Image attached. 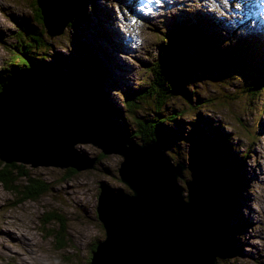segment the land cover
Wrapping results in <instances>:
<instances>
[{"label":"rangeland","instance_id":"1","mask_svg":"<svg viewBox=\"0 0 264 264\" xmlns=\"http://www.w3.org/2000/svg\"><path fill=\"white\" fill-rule=\"evenodd\" d=\"M68 1L70 4V0ZM73 1L75 0H72V3ZM188 1L183 0L178 7H186ZM196 1L198 8L200 1ZM85 2L83 15L73 17L76 23L72 21L71 24H67L73 15L72 10H69L70 12H67L59 22L55 23L53 20L48 21L49 25L46 24L49 37L46 35L44 37L50 45L45 51H40V54L43 53L46 62L53 64V70L56 72L35 66L36 68H22L14 73L10 71L13 68L11 64L16 62L12 57L14 48L12 44L22 37L24 27L36 25V16L29 0H0V75H6L4 77L7 79L0 94V116L4 114L5 107L12 104L5 101L6 97L11 95L12 89L16 92L22 81L20 95L24 97L23 91L27 97L26 87L30 90L32 85L29 84L33 83L30 82V76L33 77V73L29 74L30 70L42 71L45 80L52 83L53 87H59L56 90H67V86L57 76L55 66L59 64L58 59L62 60L60 62L63 72L67 68L66 63H70L71 67L66 72L72 79L83 71L81 67L80 70L73 68L74 60L81 61L86 70L90 68L95 70V63L103 65L105 71L98 66L95 70L97 79L93 78L94 74L89 75L91 80H98L99 86L105 92V102L111 111L104 119L99 121L97 118L96 122L103 124L104 128L113 125L118 129L116 136L120 140L126 138L127 134L130 140L141 143L138 136H133L137 124L149 122L152 118L155 120L162 118L158 126L161 134L158 138L159 146L170 156L172 162L185 163L197 156L198 142L202 143L206 138L214 142L217 138L226 140L223 147L217 150L220 156L223 153L221 166L223 170H227L228 167L233 169V166L239 165V170L235 188L232 189L225 207V215L222 217L223 225L221 222L217 223L220 227L221 241L216 264H264V87L259 91L245 90L244 84L240 83L243 77L239 76L244 70L245 74L249 73L246 75L250 79L253 76L250 73H255L253 68L258 72L256 73L258 76H264V36L257 34L260 40L257 43L238 44L233 39H224L222 31L217 26L218 32H213L204 24L203 27L208 29L206 34L202 33L206 42L183 45L187 53L184 60L194 75L192 81L187 84V95L170 94L163 99V103L158 104L156 96L146 91L142 96L143 101L136 99L135 106L128 109L127 97L131 100L134 93L137 94L149 85L151 75L146 70L144 62L150 61L156 54L161 31L164 30L155 28L154 25L157 26L159 22L157 24L149 22L148 49H141L139 45L131 51H123L124 56L118 49L119 34L113 32L112 26V21L114 24L122 22L123 14H120L119 5H122L123 1L85 0ZM73 7L74 5H71L69 8ZM183 9L185 12H180L176 16H171L169 12L165 18L172 19L180 15L187 17L184 14L192 12L187 8ZM46 12L48 17L54 14L52 7H45L43 4L42 13L45 20ZM40 24L43 25L42 22ZM146 28V25L142 27L143 30ZM183 34L184 32L180 31L178 35ZM249 40L254 41L255 38L249 37ZM20 43L24 47L28 46L29 39L23 38ZM210 48L219 56L213 62L212 71L201 72L197 57L200 56L201 60L202 53L207 50L204 53L208 58H212ZM75 50L82 52L83 55L78 57ZM14 79H23L17 82V88ZM73 91H77L76 100L70 103L61 101L59 104H63V110H67L71 119L79 123L81 118L78 113L85 112L81 106L87 103L78 90ZM138 103L141 106H138ZM17 104L15 110L18 111L22 103L19 101ZM50 111L51 109L47 110ZM17 115L18 112H15V117ZM19 120L16 121V125L24 126L28 121L21 120V117ZM106 130L108 129L105 128L104 131ZM96 137L103 136L100 133H89L85 141L74 143V148L80 156L87 159L95 157L92 167L77 170H69L71 167L64 165L73 158L79 159L77 153L71 149L70 151L59 145L57 150L53 149L55 152H40L34 147L39 153H34L36 158H31V154L21 148L23 152L20 153V157L18 156V160L25 164L28 172L45 179L48 187L35 199H22L17 202L15 198L18 194L3 188L0 183V264H94L91 262L94 260L93 244L106 238L105 227L98 218L96 209L102 188L100 183L104 182L114 189L131 192L118 173L123 156L116 150L124 141L116 142L113 139L109 146L112 150L103 153L101 147L92 141ZM42 144L43 150L52 149L51 144L50 148H47L46 143ZM123 144L129 145L128 142ZM133 146L131 144L130 149L134 150ZM2 150L4 151L3 148ZM5 152L14 156L11 149ZM53 153L56 160L49 157ZM221 166L217 170L214 169L215 176L211 175L208 168L212 182L220 179ZM182 171V177L178 176L177 180L182 186L184 198H187L184 180L191 177L193 170L186 167ZM198 181L208 190L209 185L206 181ZM193 186L198 184L194 183ZM45 209H59L58 212L64 213L66 229L63 240L56 239L45 230L51 228L49 223L44 225L39 218ZM231 228H234V233H229L228 230Z\"/></svg>","mask_w":264,"mask_h":264},{"label":"water","instance_id":"2","mask_svg":"<svg viewBox=\"0 0 264 264\" xmlns=\"http://www.w3.org/2000/svg\"><path fill=\"white\" fill-rule=\"evenodd\" d=\"M70 86L67 88H75ZM33 88L35 86H32ZM36 90L38 91L34 96L26 99L27 105L30 104L29 117L35 119L36 130L32 137L39 142L35 146L36 149L49 152L57 150L60 145L61 148H68L77 153L74 143L85 141L89 133L85 135L87 131L77 129L75 121L61 105L55 104L56 108L50 104L49 99L45 97V82ZM80 95L87 103L81 107H93L98 120H102L92 101L84 94ZM48 109L51 111L47 112ZM46 114L52 116L56 123L40 117ZM26 124L27 122L24 123ZM37 136L42 138L38 139ZM105 138L96 137L92 140L104 153L112 150L109 146L113 139L116 142L129 143L128 146L122 143L116 151L123 156L118 166L120 179L131 192L114 189L104 182L100 183L102 188L96 209L98 218L105 227L106 238L97 242L92 252L94 260L91 262L216 264L221 241L217 225L219 209L215 204L211 177L204 161L196 158L188 163L172 162L155 140L137 143L127 138L120 140L114 134H107ZM43 142L50 143L52 149L43 150ZM131 144L134 145V150L130 149ZM77 155L79 159L73 158L64 165L73 166L76 170L92 167L94 158L87 159L79 153ZM19 157L14 155L16 159ZM186 167L192 169L193 173L190 178L184 180L187 187V198H184L177 177H182V170ZM198 180L206 181L208 190L204 189ZM194 183L198 186H193Z\"/></svg>","mask_w":264,"mask_h":264},{"label":"trees","instance_id":"3","mask_svg":"<svg viewBox=\"0 0 264 264\" xmlns=\"http://www.w3.org/2000/svg\"><path fill=\"white\" fill-rule=\"evenodd\" d=\"M74 2L75 1H73L72 4H76L74 5L73 9H68V12L72 10L73 15L72 19L67 24H71V22L75 20L73 17L81 15L86 6L85 0H79L75 3ZM29 4L33 9L34 16H36V18L34 17L36 25L24 27L22 37H19V40L12 44L14 46V48H12V57L16 62L11 64L13 68L10 71L17 73L19 70H22V68L30 69L31 67L38 66L40 68L43 67L50 72H56L53 70V64H49L48 62H46L44 60L45 56L43 55V53L40 54V51H45L46 48H48V46L50 45L48 42H46V39L44 37V35L49 37V29L46 25L48 24L47 21L49 20H47V18L51 17L50 21L52 22L54 20L55 23H57V21L59 22V20H61L63 16L60 17L59 20H57L54 14L53 16L51 15L50 17H48V13L46 12L45 20L44 14L42 13V6L44 4L45 7L49 6L52 7L54 10L53 0H29ZM40 20L44 26L40 24ZM73 23H76V21H73ZM180 31L184 32L182 36L178 35ZM18 32L20 33V31ZM23 38L29 39L28 46L25 45L24 47V45L20 43L22 42ZM30 42H32V44ZM205 42L206 38L204 37V34L197 30V26H192L191 23H183L180 29L176 31L161 32L160 43L156 50V54L150 61L145 62L146 70L149 71L151 75L148 81L149 85L147 88H144V90H140V92H138L137 94L134 93L132 95L131 100H128L129 97H127L126 106L128 107V109H132V106H135L136 99L138 101H143L142 96L146 91L150 95L156 96L155 99L158 104L161 102L163 103V99H165V97L169 96L170 94L182 93L184 95H187V84L192 81L194 75H192L193 70L188 66L187 62L184 60V57L187 56V53L186 51H184L183 45H191ZM29 49L31 50L29 51ZM87 51L88 53H90L88 48ZM75 52L78 54V57H81L83 55L82 52H77V50H75ZM204 52H207V50H205ZM204 52L202 53L201 60L200 56L197 57L199 63V70L201 72L212 71L211 67L213 65V62H215V59L219 56V54L214 52V50L210 48L209 53L212 58H208ZM188 58L190 59V57ZM60 61L62 60L58 59L59 64L55 66L58 72L57 76L60 78V81H62L63 84L67 86L71 85L78 88V90L82 94H84V96L88 97L87 99H90L92 101L95 106V109H97L101 118H104V116L111 110L105 102V92L99 86L98 80H96L97 71L95 70L98 66V68L101 67L105 71V67L103 65H98V63H95V70L93 68L86 70L82 66L81 61L78 62L77 60H74L73 63L75 64V67L73 68L79 70L82 68L83 71L75 75V79H72L69 78V74L68 72H66L69 71V68L71 67L70 63H66L67 68L66 71L63 72L61 70L62 62ZM253 70L255 71V73H250L253 75L250 79L246 75L249 73L245 74L244 70L241 71L239 73V76H242L243 80L240 83L244 84L243 89L245 90H262L264 87V76H258L256 74L258 72L255 70V68H253ZM89 73L94 74L95 77L93 78L96 79L91 80ZM4 76L6 75H0V94L2 93L3 85L6 84L7 81V79L5 80ZM138 106H141V104L138 103ZM161 122L162 118L157 120L152 118L151 121L146 123L139 122L137 124L138 126L137 129H135L133 136H138L142 142L150 140L158 141V138L161 136L158 130V126ZM114 129L118 130L116 128ZM126 136L130 139L127 134ZM0 141L3 148H7L6 143L2 140ZM225 141V139L221 140L217 138L214 142L206 138L204 142H198V146L196 147V149L198 150L196 154L197 156L193 157V159H191L190 161L196 158H201L204 161L206 168H209L211 175L213 174L215 176L214 169L217 170L218 167L221 166V163L223 161V153H221L220 156V152L217 150L223 147ZM164 142L166 143V141ZM4 152L5 151L2 150V147H0V183L3 188L13 192L14 194H18V197L15 198L17 202H20L22 199H35L41 193L46 191L48 183L45 181V179L36 176L34 173L32 174L28 172V169L25 164L18 160L19 158L10 159L8 157L9 155H2L8 154L7 152ZM93 158L95 159V157ZM70 167L71 168H69V170H75L73 166ZM238 170L239 165L233 166V169H230V167H228L227 170H223L221 166V168H219L220 179L218 180L217 178L215 179L216 181L214 180L212 182L215 195V204L219 209L217 223L221 222L222 225V217L225 215V207L231 197L232 189L235 188V182L238 177ZM209 177H211L210 174ZM58 210L45 209L39 216V218L41 222L45 223L44 225H47V223L51 225V228H45V230H47L49 234H52L58 240H63L65 237L66 229L65 215L62 212H58ZM218 228L220 227L218 226ZM228 231L229 233H234V228H231ZM96 242L93 244L92 248L95 247Z\"/></svg>","mask_w":264,"mask_h":264},{"label":"bare ground","instance_id":"4","mask_svg":"<svg viewBox=\"0 0 264 264\" xmlns=\"http://www.w3.org/2000/svg\"><path fill=\"white\" fill-rule=\"evenodd\" d=\"M75 2H76V0H75ZM53 3H54V6H53L54 7V10H53L54 16L57 18V20H59L60 17H62V16L64 17L66 15V13L68 12V8L70 7L72 0H70V4H69L68 0H53ZM47 20L50 21L51 17L47 18ZM27 73H28V71H27ZM30 73H33V75H32L33 77L30 76V79H31L30 82H33V83H31L29 85L35 86V88L32 89V86H30V90L28 88H26L27 97L23 91H22V94L24 95L25 98L23 96L21 97L20 91H19V88L23 83V81H22L24 79L23 78L22 80H20V79H14L13 80L15 82L16 88H17V82L22 81V83H21V85L18 86L17 91H16L17 93L14 91V89H12L11 95H8L5 99V101H9L10 103H12V104H9L5 107L4 114L2 116H0V140L4 141L6 143L7 148H3L1 143H0V145L4 149V151L5 150L7 151V149H11V151L14 155H20L21 152L26 151V153L31 154L30 155L31 158H36L34 153H36L38 151L34 147L36 145H38L39 142L38 141L36 142L35 140H33V137H32L33 133L36 130V126H35L34 119H30V117H29L28 106H30V104L27 105L26 99L29 98V96H34L36 94V92L38 91L36 89L38 87H42L43 83L45 82V97L47 99H49V102L52 106H55V104L58 105L59 102H61V101H66V102L70 103L71 101H73V99H75V98L77 99V95L75 93L77 91H73V89L78 90V88L75 87L73 89L68 88L67 90H62V89L56 90L59 87L58 86L53 87L52 83L45 80L43 77L44 73L42 71L37 70V69H33V70H30L29 74ZM70 87H74V86H70ZM78 92L80 94H82L79 90H78ZM2 99H4V94L2 95ZM19 101L22 104H20V107L17 111L15 109L18 107L17 102H19ZM25 102H26V104H25ZM59 105L62 106L63 104H59ZM55 107L57 108V106H55ZM15 112H18V115L16 117H14ZM78 114L81 118V121L79 123H76V127H77V129H83V131H87V132H85V135L87 133H100L104 137L105 134L107 133V131L108 130L110 131L108 126L105 127L108 130L104 131L105 128L103 127V124H99L96 122L98 115L96 114L93 107L85 106V112L78 113ZM19 117H21V120H28L27 124L24 125L23 127H18L16 125V121H20ZM40 117L43 118V120L47 119L49 121L55 122L54 119L52 118V116H50L49 114L40 115ZM41 118H39V119H41ZM41 133H42V131H41ZM37 138L41 139L42 136H37ZM47 143L48 142H46L47 148H50V143L49 144H47ZM53 144H54V142H53ZM21 148H23V151L21 150ZM29 148H31V149H29ZM8 152H10V151H8ZM49 152H55V151L51 150ZM2 155H4V156L9 155L8 156L9 158H14V156L11 154H7V155L2 154ZM49 157L54 158L56 160V156L54 155V153ZM43 160H45V159H43ZM47 160H50V159H47Z\"/></svg>","mask_w":264,"mask_h":264},{"label":"clouds","instance_id":"5","mask_svg":"<svg viewBox=\"0 0 264 264\" xmlns=\"http://www.w3.org/2000/svg\"><path fill=\"white\" fill-rule=\"evenodd\" d=\"M67 86V85H66ZM102 119H104V118H102ZM106 124V123H105ZM108 127H109V129H110V132L108 133H106L105 134V136L107 135V134H114V135H118V132L116 131V130H114V127H113V125H112V127L110 126V125H108ZM112 131V132H111ZM126 138H127V136H125ZM120 138H122V137H120ZM123 139V138H122ZM129 138H127V140H128ZM119 140V139H118ZM130 140V139H129ZM159 142V141H158Z\"/></svg>","mask_w":264,"mask_h":264},{"label":"snow or ice","instance_id":"6","mask_svg":"<svg viewBox=\"0 0 264 264\" xmlns=\"http://www.w3.org/2000/svg\"><path fill=\"white\" fill-rule=\"evenodd\" d=\"M157 2H159V0H157ZM133 23H136V21L134 20Z\"/></svg>","mask_w":264,"mask_h":264}]
</instances>
